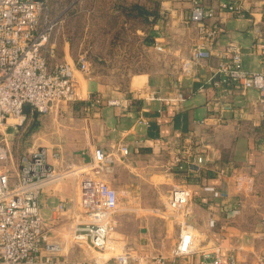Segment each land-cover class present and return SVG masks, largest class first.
<instances>
[{
	"label": "crops",
	"instance_id": "crops-1",
	"mask_svg": "<svg viewBox=\"0 0 264 264\" xmlns=\"http://www.w3.org/2000/svg\"><path fill=\"white\" fill-rule=\"evenodd\" d=\"M78 1L67 0L63 10L53 3L56 24L44 48L52 69L62 63L77 66L81 57L92 66L89 74L75 72L77 101L53 108V152H61L71 167L91 162L96 148L113 154V177L105 180L129 197L128 210L118 211L116 218L118 234L129 242L137 264H157L159 258L171 263L179 226L166 214L167 199L173 188L183 186L193 194L188 222L197 250L177 264H206L202 253L217 250L224 263L264 264V102L258 91L226 83L217 73L230 44L240 47L245 72L264 73V0H236L242 16L221 11L224 0H200L215 17L199 24L189 21L193 0H160L145 7L146 15L140 17L146 25L140 27L132 24L139 19L132 0ZM77 3L91 4L83 10L92 20L84 31L105 37L98 55L90 54V47L75 54L70 24L78 16ZM125 32L140 36L151 54L139 71L131 62L112 69L107 58L111 51L133 48L125 42ZM156 44L164 51L158 52ZM198 44L210 57L196 62L191 73H182V61L191 58ZM115 74L125 77L126 88L107 84ZM51 155L50 162L58 165ZM177 158L182 169L173 166ZM16 173L14 169L12 184ZM205 186L220 190L222 198H214ZM74 187L68 179L46 187L40 197L50 241L60 245L54 254L57 264H75L82 252L64 236L70 213L52 211L61 201L77 202ZM41 255L50 254L43 248Z\"/></svg>",
	"mask_w": 264,
	"mask_h": 264
},
{
	"label": "built area",
	"instance_id": "built-area-1",
	"mask_svg": "<svg viewBox=\"0 0 264 264\" xmlns=\"http://www.w3.org/2000/svg\"><path fill=\"white\" fill-rule=\"evenodd\" d=\"M46 0H0V163L12 162V166L0 165V264H57L55 252L58 243L50 241L51 234L47 221L43 218L40 197L48 186L59 185L71 177L77 182L79 201H61L52 208L59 214L70 213L72 217L68 232L72 242L78 245L87 242L90 248L105 252L110 249L111 234L116 227L119 211V194L106 180L105 175L113 165V154L96 148L92 161L79 167H71L63 162L61 152H53L49 160L45 147L33 148L14 167L9 138L3 126L18 130L34 114L46 115L59 103H74L78 99L75 72L89 74L91 64L87 57H81L78 65L70 63L50 67L44 52L53 25L40 31L42 14ZM221 11L239 16L243 12L236 0H224ZM215 17L212 9L204 7L200 0H193L189 21L199 24ZM199 32L203 36L204 29ZM210 35H214V32ZM158 52L162 46L156 44ZM53 52H50V56ZM203 45L192 49V56L182 61V73L189 74L196 62L210 57ZM217 73L225 77L226 83H235L243 90L254 89L264 102V73L248 74L242 67L241 49L230 44L222 56ZM155 93L151 99H155ZM99 104L100 100H96ZM117 105V101L110 102ZM16 122L9 123V120ZM123 154L127 150L123 149ZM182 160L173 164L182 169ZM16 169V182L11 183ZM77 176L79 177L77 179ZM214 198H222V193L214 186H205ZM192 192L188 187H175L168 198L166 214L179 226V239L172 250V261L193 254L197 250V236L188 222L192 210ZM169 208V209H168ZM211 226L214 222H210ZM45 248L50 255L42 256ZM206 264H237L232 259L224 263L217 250L202 253ZM131 259L128 252L114 257L116 264H127ZM133 259V258H132ZM157 264H168L166 258L157 259Z\"/></svg>",
	"mask_w": 264,
	"mask_h": 264
},
{
	"label": "rangeland",
	"instance_id": "rangeland-1",
	"mask_svg": "<svg viewBox=\"0 0 264 264\" xmlns=\"http://www.w3.org/2000/svg\"><path fill=\"white\" fill-rule=\"evenodd\" d=\"M54 1V2H53ZM73 0H70V2ZM80 1V0H79ZM78 1V2H79ZM160 0H132V4H136V7L138 8H153L157 4H159ZM128 2V0L126 1ZM53 3L58 4L59 9H65L67 5V0H50V4L45 5L44 12L42 14V22L41 25L46 27L55 26V21L53 18ZM78 5V16L77 18L71 20V29L74 31L72 32L73 36V45L75 46V54L81 55L86 51L87 49L85 47H90V54L93 53V55H98V47L102 45V40L105 38L102 33L99 32H85L84 27L88 23H92V20L89 21L88 16H85V10L89 9L91 4H85L81 5L80 3H77ZM85 9V10H84ZM84 10V11H83ZM134 13L139 17L138 20H134L132 24L140 26H145L146 22L145 19L140 17L139 9H135ZM97 20V18H95ZM99 21V20H98ZM74 22V23H73ZM44 24V25H43ZM148 26V24H147ZM97 27V26H96ZM54 29V28H53ZM54 30L49 31L52 33ZM53 34V33H52ZM142 38L140 36L134 38L130 36V33H124V40L125 42H129L133 48L130 49H121V50H114L111 51V54L107 55V58L109 57V60L111 65L115 66L112 69H118V67L122 66L123 64L131 62V64L136 65V70L139 71L143 68V66L148 63L150 60L151 54L144 49ZM105 51L102 49L101 54H104ZM106 57V54L104 55ZM79 56H77L78 58ZM127 79V78H126ZM127 80H125V77L122 78L121 76H118L117 74L112 75L111 79L107 81V84L111 85L112 87H121L126 88L127 87ZM64 104L68 105V103H59L57 106ZM56 106V105H55ZM16 121L11 119L9 120V123H15ZM1 128L5 131L6 135L9 138V147L11 149V154L13 158V165L14 167H18V162L21 160V158L28 154L30 150L33 148L38 147H45L47 148L49 153H53V109L50 113L46 115H39L37 118L35 116L28 117L27 121L24 123V125L21 128H18V130H14V128H10V126H7L6 129ZM64 130V129H63ZM62 130V131H63ZM54 132H57L56 130ZM1 164L12 166V162L3 161ZM106 177H113L112 172L107 173L105 175ZM79 177L77 176V179ZM70 180H74V178H70ZM67 181V180H66ZM119 181V180H118ZM75 196L77 201L80 199V191L77 182H75ZM123 189V188H122ZM119 211H127V200L128 195L124 193L123 190H119ZM168 200V199H167ZM261 202L264 204V192L261 195ZM167 207H168V201H167ZM169 209V208H168ZM264 210V209H263ZM117 219V218H116ZM118 223L116 222V227L114 231L111 234V243H110V249L105 252H99L98 250H94L93 248H90L88 246L87 242H84L82 245H77L78 249L82 252L79 255V258L74 260L75 264H106L110 262V264H116L113 260L114 257L118 256L121 253L128 252L131 255V259H129V262L127 264H137V261L132 259L135 258V255L133 252L129 249L130 244L129 242H126L123 237L118 234ZM67 239L72 240V235L69 232H65L64 235ZM77 257V256H75ZM74 257V258H75ZM113 260V261H112Z\"/></svg>",
	"mask_w": 264,
	"mask_h": 264
},
{
	"label": "trees",
	"instance_id": "trees-1",
	"mask_svg": "<svg viewBox=\"0 0 264 264\" xmlns=\"http://www.w3.org/2000/svg\"><path fill=\"white\" fill-rule=\"evenodd\" d=\"M136 9L137 10L139 9L140 15H142L143 17L146 15L145 8H138V7H136Z\"/></svg>",
	"mask_w": 264,
	"mask_h": 264
},
{
	"label": "water",
	"instance_id": "water-1",
	"mask_svg": "<svg viewBox=\"0 0 264 264\" xmlns=\"http://www.w3.org/2000/svg\"><path fill=\"white\" fill-rule=\"evenodd\" d=\"M34 116H35V118H37L38 117V114H34Z\"/></svg>",
	"mask_w": 264,
	"mask_h": 264
}]
</instances>
